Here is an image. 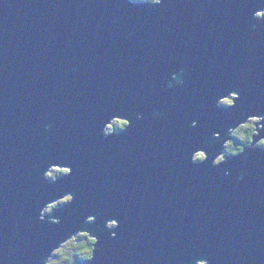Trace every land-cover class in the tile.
I'll return each instance as SVG.
<instances>
[{
	"label": "water",
	"instance_id": "1",
	"mask_svg": "<svg viewBox=\"0 0 264 264\" xmlns=\"http://www.w3.org/2000/svg\"><path fill=\"white\" fill-rule=\"evenodd\" d=\"M262 9L264 0H0L4 264H43L76 230L99 237L92 264H264V150L212 164L229 126L264 115ZM229 92L236 106L218 108ZM114 116L130 126L105 137ZM199 150L208 160L193 164ZM52 165L71 174L45 180ZM69 193L60 224L41 223L40 208ZM108 220L119 224L114 240Z\"/></svg>",
	"mask_w": 264,
	"mask_h": 264
},
{
	"label": "clouds",
	"instance_id": "2",
	"mask_svg": "<svg viewBox=\"0 0 264 264\" xmlns=\"http://www.w3.org/2000/svg\"><path fill=\"white\" fill-rule=\"evenodd\" d=\"M128 2L133 5H150L155 8L163 5L165 0H128ZM253 19L255 21H264V9L255 11L253 13ZM113 22L119 23L118 20H114ZM180 75L186 80L189 77L187 68L183 69ZM182 84L183 81H178L177 75L173 74L169 86L171 88H176ZM239 99L240 96L238 92H229L227 95H222L217 99L216 106L218 108H233L236 106V102L239 101ZM136 118L138 120L142 119L143 114L137 113ZM153 119H159V115H154ZM129 126V119L121 116H114L104 124L103 135L105 137H110L118 132L123 133ZM191 126L193 128L197 127V122L193 121ZM45 130L47 131V128ZM226 137L227 139L224 140L222 145L223 151L216 155L212 161L213 167H219L225 164L226 158H241V162H245L248 159V150L253 148L264 150V115L245 114L234 127L229 126L227 128ZM212 139L213 141L220 140L221 133L214 132ZM209 147L214 148L215 144H211ZM207 160L208 154L204 150L192 153L191 161L193 164H204ZM71 171L72 169L70 167L52 165L44 172V179L56 183L60 178L69 176ZM243 175L244 173L241 172L237 179ZM224 176L225 179H228L231 173L225 171ZM73 199V195L69 193L44 204L39 210V221L41 223H51L53 225L60 224V217L55 216L54 213L60 208L70 205ZM95 220V216H87L85 223L93 224ZM105 228L109 232L111 239L114 240L117 238L116 230L119 228L117 220H108L105 223ZM98 243L99 237L92 232L87 230H76L74 233H70L67 238L59 241L58 246L51 248L43 264H92L95 260ZM0 264H4L2 259H0ZM195 264H209V261L206 259H197Z\"/></svg>",
	"mask_w": 264,
	"mask_h": 264
}]
</instances>
